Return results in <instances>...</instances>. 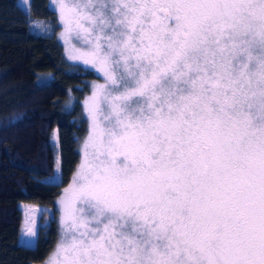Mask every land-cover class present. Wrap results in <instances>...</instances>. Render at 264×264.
Listing matches in <instances>:
<instances>
[{
  "label": "snow or ice",
  "instance_id": "snow-or-ice-1",
  "mask_svg": "<svg viewBox=\"0 0 264 264\" xmlns=\"http://www.w3.org/2000/svg\"><path fill=\"white\" fill-rule=\"evenodd\" d=\"M57 4L105 83L49 264H264V0Z\"/></svg>",
  "mask_w": 264,
  "mask_h": 264
},
{
  "label": "trees",
  "instance_id": "trees-1",
  "mask_svg": "<svg viewBox=\"0 0 264 264\" xmlns=\"http://www.w3.org/2000/svg\"><path fill=\"white\" fill-rule=\"evenodd\" d=\"M30 20H43L51 35H36ZM60 27L49 0H30L29 13L18 0H0V264H40L58 239L56 200L80 162L79 143L88 126L80 102L99 78L66 62L56 40ZM51 73L48 84L37 75ZM71 93V111L64 105ZM59 158L60 179L55 176ZM20 203L51 210L34 247L19 243L23 214Z\"/></svg>",
  "mask_w": 264,
  "mask_h": 264
},
{
  "label": "rangeland",
  "instance_id": "rangeland-1",
  "mask_svg": "<svg viewBox=\"0 0 264 264\" xmlns=\"http://www.w3.org/2000/svg\"><path fill=\"white\" fill-rule=\"evenodd\" d=\"M18 3H19L20 8L26 14H28L29 13V7H30V0H19ZM49 8H50V10L55 12L57 15L58 25L60 27V30H59L58 34L56 35V40L59 42V44L63 48L64 57H65L66 62L73 65V66H79V67H82L84 69H86V68L89 69L90 71L94 72L95 75L99 79L90 84L89 94L80 102L81 107H82V116L85 119L87 126H88V133H87L86 137L79 143V146H78V153L80 155V162H79V164H78V166H77V168H76V170H75V172L71 178L69 185L63 189L62 194L59 196V198L56 200V203H55L56 210L58 213L57 218H56V228H57V232H58L57 242L55 244L54 249L52 250V252L48 256V258L40 264H49L50 259L55 254L59 243L63 239V226L61 224L62 209L60 206V200L63 197L65 190L68 189L69 186L73 183V178L77 175V173L80 169V166L83 162V144H84L85 140L87 139V136H88V134L90 132V128H91V119H90V117L88 115V111H87V108H88L87 102L89 101V98L92 96L93 91L95 89V86L97 84L105 83L103 73L99 72L96 68L92 67L91 65H85L80 60H72L69 58V48L72 45H75V47H77V48H82L83 45L75 37L74 33L70 36L65 34V29H64L63 23L60 21V11H59V6L57 4V0H49ZM30 29L36 35H51V33H52L51 26L49 25V23L46 21H43V20H30ZM52 77L53 76L51 73L38 74L37 75V83L39 85L48 84L52 80ZM75 102H76V100H75L74 96L71 93H69L68 100L64 105V110L67 112L71 111ZM59 169H60L59 168V158L57 157V160L55 163V176H54L55 179L48 178L47 180L52 182V183H58L59 179H60V170ZM19 208L23 214L22 233H21V236L19 239V243L23 246L32 248L35 246V242H36V238H37V234L39 232V229L46 225L49 218L52 221L53 218H52L51 210L47 207L32 205V204H26V203H20ZM31 220H35V231L37 233L35 236H30L26 230L27 227L29 226V223ZM28 241H32V243H28Z\"/></svg>",
  "mask_w": 264,
  "mask_h": 264
},
{
  "label": "crops",
  "instance_id": "crops-1",
  "mask_svg": "<svg viewBox=\"0 0 264 264\" xmlns=\"http://www.w3.org/2000/svg\"><path fill=\"white\" fill-rule=\"evenodd\" d=\"M18 2H19V0H18Z\"/></svg>",
  "mask_w": 264,
  "mask_h": 264
}]
</instances>
